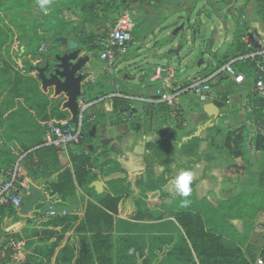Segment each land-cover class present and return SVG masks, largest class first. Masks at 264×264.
<instances>
[{
    "label": "rangeland",
    "instance_id": "374dc122",
    "mask_svg": "<svg viewBox=\"0 0 264 264\" xmlns=\"http://www.w3.org/2000/svg\"><path fill=\"white\" fill-rule=\"evenodd\" d=\"M9 1L13 0H0V174L6 173L9 164H11L10 162L13 163L23 158L22 145L25 144V142H28L29 139H43L44 130L42 129H45V124L50 119L57 120L55 116L49 117L47 121L44 120L45 112L47 111L44 105L48 103L51 104V107L54 106L59 108L67 101L65 95L55 96V93L44 91L37 69L31 68V64L26 60H24L22 64L20 59H22L25 50L22 49L21 45L17 49L13 48L15 37L18 32H32L33 36H28L29 39L26 41V47L33 51L34 58L42 61L37 64V68L44 67L45 61L49 58L54 60L56 56H63L69 52L68 47L62 45L57 40L60 35L71 33V37H73V35L77 33L81 43L78 48L80 50V56L82 58H92L93 60L91 70V76L94 77L93 83H102L103 80L108 79L111 80V83L116 84L121 90L123 89L124 92L130 95L136 93V95H140V93H142V96L145 97H153L156 92L155 84L151 82V79L157 66L172 63L176 69L179 68L182 71L189 67L187 69L189 74H194L199 71L200 68L206 66L204 65V60L207 61L210 54L211 64L215 63L220 66L223 58H218V55H220L222 51H226L225 55L229 53V51L234 48L236 42L237 33L234 34L231 42L226 43V39L224 38L227 36L226 29L222 31L218 30V36L220 38L216 40L214 44V47L215 45L216 47L212 49L211 43L215 40V34H213V32L209 31L206 37H203V35L196 37L194 34V30L202 33L206 28L208 30L210 28L209 24L205 22L203 25L202 22L198 20V17L203 14L202 9L204 7L201 9H199V7H191L193 10L189 13L190 16L188 15L189 21H187V14L185 13L182 15L184 19H177L178 13L183 9L180 0H176V3L170 0H135L134 3H130L119 13L108 12V15L103 16V21L97 20V15L101 11V8L97 6L99 0H52L47 14L39 8L37 0H14L15 2L18 1V6L16 8L18 13L12 17L7 13L9 11L7 8L8 3H10ZM208 4L210 6H215L216 10L219 9L218 3H215L213 0H209ZM259 9L264 16V6L259 4ZM124 13L131 15L135 21L136 31L134 34V41L127 55L119 60L116 73L109 75L105 70L104 64L100 61V52L96 47V42L99 38L107 36L108 31L116 23L119 16ZM12 22H15V28H12ZM182 22L185 23L184 29L175 35V30L181 27ZM239 27L242 26L239 25ZM39 30H42V36L39 34ZM8 43H10L9 46H7ZM176 43L178 44V48L176 49L180 47L179 51L176 49L173 50ZM42 44H46L48 50L46 55H41L39 53V48ZM219 48V52H216ZM215 52L216 54H212ZM208 71L209 69L203 70L198 75H202ZM17 76L20 77L21 82L14 89L12 85ZM87 76H89V74H87ZM185 79L183 74L179 76L180 81ZM89 84H91V82H89ZM136 89H139V93L136 92ZM101 92L103 91L98 93ZM105 93L110 92L107 91ZM110 102V99H106V101L90 109L88 113L89 116L84 119L83 126V133L85 132L86 135L91 132L93 127H97L96 134L93 136L89 134V137L87 136L85 140L86 145H93L95 148L93 152V163L96 168L95 172H100V178L98 181H95L91 187L97 195L106 192L111 187L107 186V180L115 181L124 179V187L130 192L132 188L131 184L128 182V177L119 176V174H122L124 171L121 168L118 155L112 151L110 146L103 147L100 145V141L102 140L100 136H102V131L104 129L115 126L121 127L122 125L120 123H123V114L109 112L106 109V106H110ZM182 102L188 104L186 108L190 110L193 116V122L190 121L191 126L195 127L184 134H176L175 130H183V128H186L190 119L184 116L183 122L178 125L172 117L169 116L167 108L164 107L157 108L156 113L159 114L157 115L158 118L142 120L140 117L139 119L137 117L138 120L136 121L140 123L143 121V124L147 127L146 132H141L143 135L140 134V147L145 149L140 155L143 158L144 166L146 167L147 165L145 173H149V171L152 172L151 178L154 179L150 182L147 191L159 190L162 192L160 194L162 195L161 199L155 200V202L154 200L153 202H148L147 198L144 196H142L143 198L140 200L142 201L143 211L156 213L157 216L160 215L162 219L169 217V199L163 197L165 196V192H163V189L161 190V187L164 186L161 184L164 180V174L161 175V172L165 169L164 164L166 162V153L169 150V143L172 139H174L175 142L182 143L184 142L183 138H189L195 133H200L203 129H206L207 125H211L213 121L204 111L207 115L206 122H208V124L200 129L203 122H195L194 119L196 118L197 112L202 110L204 104L194 95H185ZM136 103L138 102H135V104ZM235 103L236 98H232L229 113L242 116L243 118L245 116L244 108H238L239 111L237 112L234 111L233 105H235ZM97 113H99L98 116H96ZM69 118H71V115ZM87 118H90L89 122L93 125L92 127L89 126V123L86 124ZM144 135H147L146 139L142 137ZM134 148L135 146L132 147V151ZM78 149L79 146H71L65 151L63 155L65 170L70 169L69 165H71L69 163V153L72 151L76 152ZM99 151H101L100 154H98ZM160 153H162V157L159 156ZM158 165L162 167L160 170H158L159 168L157 170L155 169V166ZM24 168L25 167L21 166V178L26 176ZM153 175L155 176L153 177ZM156 175H161L159 183H156L159 177ZM5 178L6 177L3 176V181ZM141 181H143V184H141ZM21 184L28 197L30 195V190L28 189V187L30 188V180L25 178V180L21 181ZM40 186L46 194V186L43 184ZM137 186H143V191L147 192L143 179H137ZM134 193L137 192L135 191ZM71 196L73 197V195ZM156 197H159V194H156ZM250 199L252 200L253 198ZM43 200L44 197L39 202V204L42 203L41 210L51 206V203L46 201L42 202ZM85 201L71 198L70 205H73V208L78 207L85 211ZM250 205L257 207V209L262 205L264 206V197L262 200L261 198H254L250 202ZM54 207L57 206L54 205ZM71 211L72 210H69V212ZM203 211L207 219L208 228H211L212 231L218 234H222L227 244L234 243L244 247L248 259L251 262L262 253L264 232L254 233L251 237L244 235L235 236V234H233L234 226L230 221L224 222V229L222 230L215 226L214 220L216 218V213L209 203L204 204ZM245 237H248L250 241L252 240L251 246H247ZM70 243L72 244L71 237ZM156 246L157 245H155V247ZM166 260L167 262H165V264H171L168 259ZM160 261H163V259L161 258Z\"/></svg>",
    "mask_w": 264,
    "mask_h": 264
},
{
    "label": "trees",
    "instance_id": "16d2710c",
    "mask_svg": "<svg viewBox=\"0 0 264 264\" xmlns=\"http://www.w3.org/2000/svg\"><path fill=\"white\" fill-rule=\"evenodd\" d=\"M134 2L135 0H99V4H103L110 13H119ZM242 34L243 31L237 34L234 48L223 57L220 66L246 55ZM71 35L62 34L59 38L64 37L81 45L77 33L73 37ZM96 47L99 49L97 42ZM234 65L238 72L245 74L247 80L253 78L256 69L252 61L239 60ZM20 82V77L17 76L12 88L15 89ZM93 91L94 85L86 86L84 95L87 100L97 101L110 94L101 92L93 95ZM112 104L113 112L121 114L131 111L133 105L130 101L117 98L112 99ZM49 106L51 104L44 105L45 108ZM53 107L50 115L44 116V120L53 116L58 121L70 119L71 114L63 104L59 108ZM159 107L167 108L164 105ZM167 110L170 113L168 108ZM132 113L135 114V108ZM98 115L99 113L96 114ZM89 120L90 118L86 119V124L89 123L92 127ZM89 134L90 132L88 135L84 132L78 151L69 153L72 169L68 170H64L61 165L59 151L44 146V133L43 139H29L22 145L23 158L20 165L25 167L26 176L21 181L25 178L31 182L42 179L41 184L47 188L46 194L51 197L61 195V204L66 202L68 194L77 190L87 196L88 200L85 201V197H82L85 201L83 217L68 215L40 223H32L11 205L1 207V264H165L166 259L171 264H251L247 252L240 245L227 244L222 234L208 228L202 203L193 202L191 206H182L174 219L165 220L156 213L143 211L142 201H133L132 193L124 187V179L107 181V186L111 187L97 195L91 185L99 180L100 172H95L94 154L85 148V140ZM263 140L259 137L256 139L258 150L260 141ZM200 142V138H192L182 147V151H195ZM262 149L264 150V146ZM159 156L162 157V153ZM16 162H10L7 170ZM263 182L264 175L261 177V184ZM163 183L164 180L161 184L164 185ZM28 189L30 190L29 187ZM46 194L42 202L60 204L54 203ZM258 197L262 195L257 196V199ZM41 207L42 203L38 204L35 212L40 211ZM261 209H264L263 205L258 207V210ZM146 219L155 223H145ZM71 234L75 237V245L70 243ZM12 241L18 246L17 249L10 247ZM262 256L264 257V248ZM161 258L163 261H160Z\"/></svg>",
    "mask_w": 264,
    "mask_h": 264
},
{
    "label": "crops",
    "instance_id": "0c3cea01",
    "mask_svg": "<svg viewBox=\"0 0 264 264\" xmlns=\"http://www.w3.org/2000/svg\"><path fill=\"white\" fill-rule=\"evenodd\" d=\"M170 1L175 2L176 0ZM180 1L182 2L183 9L178 13L179 15L177 16V19H184L182 15L185 13L187 14V21H189L188 15L190 16L189 13H191L193 10L191 7H199V9L204 7L202 9L203 14L198 17V20L201 21L203 25L206 22L209 24L210 28L209 30L206 28L202 33L194 30L196 37L202 35L203 37H206L209 31L216 35L219 33L218 30L222 31L223 29H226L227 36L224 37L226 39V43L231 42L234 34H238L241 31L255 32L259 34L264 41V16L262 15V11L259 9L257 0H213L215 3H218V10H216L215 6H210L208 4L209 0ZM9 2L10 3L7 5L9 11L7 13H9L12 17L18 13V10L16 9L18 6V1L15 2L13 0ZM97 6L101 8V11L97 15V20L103 21V16L108 15V12L106 11V8L103 4H99ZM12 25V28H15V22H12ZM239 25L242 27H239ZM181 26L185 27V23L182 22ZM25 32L26 31H23L22 33L18 32L16 34L13 48L17 49L21 45L22 49L25 50V53L20 61L23 64V61L26 60L29 64H31V68L37 69V64L42 61L34 58L33 51L26 47L27 39L33 36V34L32 32ZM39 34L42 36V30H39ZM219 38L220 37L218 36V40ZM9 45L10 43L7 44V46ZM177 45V43L174 45L173 50L178 48ZM44 47H46V44H42L39 48V53L41 55H46V52L48 51L46 47L47 51L45 53L42 52L41 49ZM211 47L213 49L216 47V45L214 47L212 42ZM176 50L179 51L180 47ZM219 50L220 48L216 52H219ZM216 52L212 54H216ZM225 52L226 51H222L220 55H218V58H223V56H225ZM209 56L207 61L204 60V65H206L204 68H200V70L194 74H189V71L187 70L189 67L183 71L178 68L180 75L183 74L184 78L188 79L189 77L198 75L203 70L216 68L218 64H211ZM48 60L52 61L53 59L49 58ZM92 65L93 60L92 58H89V62L84 66L83 71L81 72L86 76V80L83 83L82 97L85 98L84 90L89 82L94 85L93 95H96L100 91H108L110 94L117 91L118 86L111 83V80L105 79L102 83H93L94 77L91 76ZM86 73L89 74V76H87ZM253 88V78L246 80L243 85H236L228 78L219 79L212 86L211 100L209 103L202 106L201 111L199 110V112H197L194 121L203 122L200 129H202L204 125L208 124V122H206L207 115L204 113V111L205 106L209 104L215 105L219 108V116L213 118L211 125H207L205 130L203 129L200 133H195L189 138H183L184 142L181 143L175 142L174 139L171 140L169 143V150L166 153V162L164 164L165 169L163 171L164 173L161 172V175L164 174V186L161 187V190L163 189V192H165V196L163 197H167V199H169V217L165 218V220L174 219V215L182 207L181 200L183 198L175 192L171 181L181 170H191L194 173V179L191 185L193 189L192 195L188 197L190 200L188 206H191V203L193 202L202 203L203 205L205 203H209L216 213V218L214 220L215 226L222 230L224 229V222L230 221L234 226L233 234H235V236L244 235L251 237V235L254 233L256 234L264 232V209L258 210L257 207L250 205V202L254 198L256 199L257 196L262 195L260 198H263L264 196V182L261 184V177L264 175V150L262 149L264 146V140L263 142L260 141V150L257 149L255 143L258 137L264 139V132L262 135H256L255 127L253 126L255 120H258L264 124V103L253 97ZM118 90L128 94L124 92L123 89L121 90L120 87H118ZM136 90V92L139 93V89ZM47 92L55 93L53 89H50ZM136 94L131 95L142 98H150L142 96V93H140V95ZM232 98H236V103L233 105V108L235 109L234 111L237 112L239 111L238 108H244L245 116L243 118L242 116L229 113V109H231V107L226 106L225 103L227 99H231L232 101ZM159 106L160 105L140 102L134 104L136 117L134 118L133 123L141 125V128L136 134L137 139L134 145L135 148L133 151L132 148L126 149L122 156H118V160L121 163V168L124 171L123 173L121 172L122 174H119V176L129 178L128 182L132 186L131 192L133 201H137L143 198L142 196H144L147 198L148 202H153V200L155 202V200H159L162 197V195H160L162 192L159 190L147 191V188L150 186V182L154 180L151 178L152 172L149 171V173H145L147 165L146 167L144 166L143 158L140 156L141 153H143L142 151H145V149L140 147V134L145 133L147 127H145L143 121L141 123L139 121L136 122L139 117L142 120L158 118L157 115L159 114L156 113V110L159 108ZM186 107H188V104L181 101V108L183 110L184 116L190 120L187 123L186 128H183V130H175L176 134H184L185 132L191 131L192 128H195L191 126V122H193V116L191 115L190 110ZM50 112L51 106L47 107L45 116H49ZM169 116H171L170 113ZM119 128V126L106 128L109 131V137H114L117 135ZM146 136L147 135H144L142 137L146 139ZM100 137L101 139L103 138L102 136ZM192 137H198L201 139L199 147L195 151H182V147ZM250 141H254L255 145L253 149H248ZM100 152L101 151H99L98 154H100ZM64 154L65 152L60 153V162L63 168ZM69 163L71 164L69 165V168L72 169L70 158ZM161 168L162 167L159 165L155 166L156 170H160ZM161 175H156L159 176L158 180H156V183L160 182ZM3 176H5V173L0 174V186L3 182ZM154 176L155 175H153V177ZM137 179L144 180V185L147 192L143 191V186H140L141 188L137 186ZM40 189L44 193L41 186ZM135 191L137 193H134ZM156 194H159V197H156ZM71 195H73V197ZM48 197H50L52 201L60 203L55 206L67 210L69 215H78L83 217L85 214V211L82 208H73L74 206L70 205L71 198L79 200L82 199V197H85V200H88V197L84 196L80 190L68 194L66 202L62 204L61 195L54 197L48 195ZM250 198L253 199L251 200ZM50 205L54 206L53 204ZM69 210L72 211L69 212ZM145 223L152 224L155 222L145 220ZM68 237H70V235ZM71 240L72 245H75L76 240L73 235L71 236ZM245 241L248 247L251 246L252 240L250 241L248 240V237H245ZM242 248L244 251H246L244 247Z\"/></svg>",
    "mask_w": 264,
    "mask_h": 264
},
{
    "label": "built area",
    "instance_id": "2783aa9c",
    "mask_svg": "<svg viewBox=\"0 0 264 264\" xmlns=\"http://www.w3.org/2000/svg\"><path fill=\"white\" fill-rule=\"evenodd\" d=\"M264 6V0H257ZM135 21L131 15L121 14L116 21L114 27L108 32L107 36L101 37L97 41L100 52V61L104 64L107 74H115L117 64L120 59L125 57L134 41ZM242 44L246 48V55L237 60H232L225 65L210 69L207 73L189 77L180 81V71L176 69L172 63L159 65L155 69V73L151 82L155 84L156 92L153 97L142 98L138 96L128 95L120 90L102 97L97 101H89L81 97L79 99V122L73 124L71 118L66 121H57L50 119L45 124L44 129V146L52 147L63 153L71 146H78L83 140L84 119L88 115L90 109L95 105L110 99V106H106L109 112H113L112 99H122L132 102L131 111L123 114L122 122H133L136 117L132 113L135 102L149 103L154 105H164L170 110V115L176 124H181L184 120V113L181 108V101L185 95H194L202 104H207L211 100L212 86L221 78H228L236 85H243L246 82V76L235 68V62L239 60H250L255 64V74L253 76L254 88L253 97L264 103V41L261 36L252 31H245L242 34ZM46 52V47L41 49ZM226 106L232 104L231 99H227ZM255 134L262 135L264 132V124L258 120L254 121ZM254 141H250L248 149H253ZM21 159H19L5 173V180L0 186V208L5 205H11L20 213L26 201V194L21 184ZM67 210L50 206L38 212L35 210L27 217L32 223L45 220L59 219L68 216ZM10 247L17 249L18 246L13 241ZM251 264H264L262 253L258 255Z\"/></svg>",
    "mask_w": 264,
    "mask_h": 264
},
{
    "label": "water",
    "instance_id": "95a60500",
    "mask_svg": "<svg viewBox=\"0 0 264 264\" xmlns=\"http://www.w3.org/2000/svg\"><path fill=\"white\" fill-rule=\"evenodd\" d=\"M184 26L177 28L174 32L175 35L183 30ZM218 39V34L215 35V44ZM62 45L68 47V54L63 56H56L54 60H48L44 67L37 68L39 79L41 80L43 90L48 91L53 89L55 96L65 95L66 103L64 108L71 114V122L78 124L79 122V99L83 94V83L86 76L81 72L84 66L89 62V58H82L80 56L79 44L75 41H69L67 38L61 37L57 39ZM205 112L210 118H216L220 114L217 106L209 104L205 106ZM87 115L86 117H88ZM122 126L119 132L114 137H109L108 129L102 131V140L100 145L103 147L110 146L118 156H122L126 149H131L137 139V131L141 125L136 123L124 121L120 123ZM137 126V127H136ZM97 131V127H93L90 136H93ZM86 149L93 153L95 148L91 145H86ZM42 179L36 182L30 181V195L26 198L20 214L28 217L34 210L39 202L43 199L44 195L40 189ZM1 264V263H0ZM19 264V263H12Z\"/></svg>",
    "mask_w": 264,
    "mask_h": 264
},
{
    "label": "clouds",
    "instance_id": "9594fccd",
    "mask_svg": "<svg viewBox=\"0 0 264 264\" xmlns=\"http://www.w3.org/2000/svg\"><path fill=\"white\" fill-rule=\"evenodd\" d=\"M39 8L47 14L52 0H37ZM194 173L191 170H181L171 181L175 192L182 197L181 206L186 207L190 203L188 197L192 195V182Z\"/></svg>",
    "mask_w": 264,
    "mask_h": 264
},
{
    "label": "bare ground",
    "instance_id": "6f19581e",
    "mask_svg": "<svg viewBox=\"0 0 264 264\" xmlns=\"http://www.w3.org/2000/svg\"><path fill=\"white\" fill-rule=\"evenodd\" d=\"M36 87H38V86H36ZM36 87H34V88H36ZM24 93V92H23ZM37 95V94H36ZM41 100H42V98H41ZM38 101V100H37ZM45 102V101H44ZM44 102H42V103H44ZM28 107V106H27ZM35 108H37V107H35ZM54 108V107H53ZM40 129V128H39ZM41 129H42V127H41ZM42 130H44V129H42ZM40 134V133H39ZM41 135H42V133H41ZM90 142V141H89Z\"/></svg>",
    "mask_w": 264,
    "mask_h": 264
},
{
    "label": "flooded vegetation",
    "instance_id": "af4514ba",
    "mask_svg": "<svg viewBox=\"0 0 264 264\" xmlns=\"http://www.w3.org/2000/svg\"><path fill=\"white\" fill-rule=\"evenodd\" d=\"M138 125V124H137ZM120 127V126H119ZM137 127V126H136Z\"/></svg>",
    "mask_w": 264,
    "mask_h": 264
}]
</instances>
